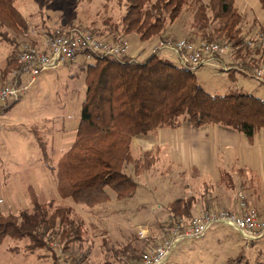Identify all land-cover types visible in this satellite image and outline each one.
Listing matches in <instances>:
<instances>
[{"label":"rangeland","instance_id":"rangeland-1","mask_svg":"<svg viewBox=\"0 0 264 264\" xmlns=\"http://www.w3.org/2000/svg\"><path fill=\"white\" fill-rule=\"evenodd\" d=\"M15 1L31 25L45 22L52 30L67 32L77 28L101 37L113 30V24L122 21L127 10L125 2L118 0ZM235 3L244 15L243 34L246 38H255L260 33L257 29L264 24L263 0H235ZM106 20L112 23L111 27ZM191 20V9L184 10L179 20L168 28L167 34L171 35L168 38L188 39L194 43L204 41L201 34L189 30ZM27 36L31 37L32 33ZM125 39H129L132 52L137 55H140V49L145 53L158 42V39L141 42L133 35ZM19 41L26 46V39L19 38ZM13 50L12 44L0 38V69L5 67ZM144 53H141V59L146 57ZM160 56L180 65V58L173 51L162 50ZM236 62L230 51L223 61L214 60L197 68L198 83L212 96L241 91L264 100V82L235 70ZM262 64L264 61L259 58L252 67L262 68ZM79 65L80 62H69L42 73L19 101H11L8 112L0 111V215L17 216L24 210L33 211L31 188L39 196L41 205L53 203L54 207L70 209L71 219L82 227L83 239L72 243L65 252L64 245L57 239L49 249L31 253L27 239L7 238L0 245V264H123L127 260L124 252L128 246L132 255L139 256L170 240L169 203L196 196L200 188V177L190 174L189 165L183 164L180 153L172 150L168 158L158 154L157 164L138 177L131 167L126 170L138 183L135 195L130 199L113 197L106 204L89 208L60 196L57 171L53 172L48 165L56 168L75 141L86 91L85 76ZM226 66L232 70L225 71ZM11 78L0 81V88ZM170 141L168 147H173ZM40 143L46 147L47 161ZM225 176L229 177V173ZM205 183L210 186L208 177ZM140 228L147 230L144 239L139 238ZM246 246L241 234L235 230L223 225L214 226L203 237L181 243L167 264H264V254L258 258L254 256L256 247L251 249V245L247 249ZM247 256H252L249 261Z\"/></svg>","mask_w":264,"mask_h":264},{"label":"trees","instance_id":"trees-1","mask_svg":"<svg viewBox=\"0 0 264 264\" xmlns=\"http://www.w3.org/2000/svg\"><path fill=\"white\" fill-rule=\"evenodd\" d=\"M118 1L125 2L126 14L120 23L113 24L105 39L133 35L141 42H153L170 37L168 28L179 20L184 10L191 9L189 30L201 34L204 40L201 42L229 45L234 61L238 62L235 70L254 77L252 66L256 58L253 56L261 52L245 44L244 16L235 0ZM107 23L111 27L112 23ZM32 29L38 37L27 36ZM52 31L45 22L31 25L15 0H0V38L14 48L5 67L0 69V81H8L20 69L19 55L25 44L19 38L26 39V45L41 47L40 37ZM72 32L79 30L65 31ZM78 62L85 76L86 91L75 141L56 168L48 165L50 170L57 171L60 196L77 205L94 208L113 197L126 200L135 195L138 183L126 170L131 167L136 177L150 171L157 164L160 152L159 149L136 152L133 139L138 136L161 129L175 130L186 121L195 128L229 127L249 139L264 129V100L241 91L212 96L198 83L196 69L176 65L160 54L149 53L143 59L132 54L96 56L94 62L74 63ZM10 108L11 104L0 111L8 112ZM40 149L47 161L43 143ZM30 192L33 211L24 210L17 216L0 215V245L7 238L27 239L28 249L33 253L49 249L59 239L65 252L72 243L82 241V227L71 219L70 209L54 207L53 203L43 206L35 191L30 188ZM195 202V196H188L169 203L168 229L190 221ZM51 208L54 210L50 211ZM130 254L128 246L123 264L136 263L144 253Z\"/></svg>","mask_w":264,"mask_h":264},{"label":"built area","instance_id":"built-area-1","mask_svg":"<svg viewBox=\"0 0 264 264\" xmlns=\"http://www.w3.org/2000/svg\"><path fill=\"white\" fill-rule=\"evenodd\" d=\"M37 36L36 30L30 31ZM41 47L24 46L19 55L20 69L15 71L7 85L0 88V108L8 106L11 101H19L33 84L36 77L59 65L82 60L94 62L96 56L118 57L132 54L141 57L144 51L139 50L140 55L133 54V47L125 38H109L97 36L89 31H79L67 34L59 29L50 34L41 36ZM245 44L250 49L264 50V31L255 38H245ZM170 50L180 58V65L197 69L214 60L219 61L229 55L231 47L216 42L194 43L186 39H173L165 37L158 40L149 53L160 54L162 50ZM146 51V50H145ZM146 55V56H147ZM228 66L225 71L230 70ZM254 77L264 82V66L256 70ZM25 81H29L28 84ZM239 211L212 210L205 212L188 222L169 229L172 234L170 240L165 241L156 249L146 251L134 264H167L174 250L186 240H196L203 237L214 226H227L236 230L243 237L247 246L264 237V209L252 207L245 195H237ZM139 238L144 239L147 230L140 228Z\"/></svg>","mask_w":264,"mask_h":264},{"label":"crops","instance_id":"crops-1","mask_svg":"<svg viewBox=\"0 0 264 264\" xmlns=\"http://www.w3.org/2000/svg\"><path fill=\"white\" fill-rule=\"evenodd\" d=\"M262 31L264 24L256 32ZM257 50L261 53L253 57L264 61V50ZM169 140L171 145L174 144L173 147H168ZM133 147L138 153L159 149L158 153L165 154L166 158L172 155V150L180 153L182 163L189 165V173L200 177V188L195 193L194 217L207 210L238 212L239 193L245 195L252 207L264 209V129L249 139L229 127L215 125L195 128L186 121L175 130L161 129L146 136H138L133 139ZM227 173L229 177L225 176ZM207 177L209 187L205 183ZM253 247L257 251L254 256L260 258L264 254V237L255 240L250 248ZM250 257L247 256V261Z\"/></svg>","mask_w":264,"mask_h":264}]
</instances>
